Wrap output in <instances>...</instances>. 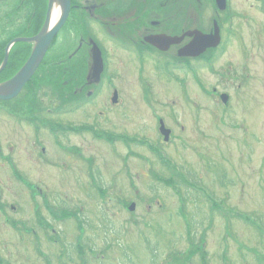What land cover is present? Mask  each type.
Masks as SVG:
<instances>
[{
  "label": "rangeland",
  "instance_id": "374dc122",
  "mask_svg": "<svg viewBox=\"0 0 264 264\" xmlns=\"http://www.w3.org/2000/svg\"><path fill=\"white\" fill-rule=\"evenodd\" d=\"M182 1L180 28L220 30L219 50L192 63L203 67L211 53L212 71L190 74L170 52L139 65L92 25L108 69L104 101L89 114L98 115L106 99L113 106L112 86L124 104L88 121L112 140L57 131L54 143L50 132L21 124L24 97L0 102V264H264V0H227L228 10L216 0ZM160 60L171 68H157ZM38 83L44 126L66 127L48 122L65 114L45 113L57 95ZM220 94L229 95L227 105ZM160 116L173 129L161 145L153 140L163 136ZM124 132L148 136L152 146H133L118 138ZM160 146L204 193L176 182L169 162L150 153ZM11 161L33 185L15 177Z\"/></svg>",
  "mask_w": 264,
  "mask_h": 264
},
{
  "label": "flooded vegetation",
  "instance_id": "af4514ba",
  "mask_svg": "<svg viewBox=\"0 0 264 264\" xmlns=\"http://www.w3.org/2000/svg\"><path fill=\"white\" fill-rule=\"evenodd\" d=\"M29 6V4H24V0H0L1 32L3 33L4 40L9 35L12 36L10 38L12 40L17 37H31L36 33L28 30L31 25L29 22L30 17L32 16L34 21L37 13L36 6L32 10L29 9ZM189 6H192V9L196 8L192 4H189L188 8ZM31 7H33V4H31ZM184 11L185 2L182 0H157L156 3H154V0H71L68 17L60 30V36L55 37L38 70L20 93L24 97L20 105L21 111L28 115L27 118H24V121H22L23 118L22 120L21 118L19 119L21 124L30 126L27 128H31L30 130L37 135L43 133H39L40 130L50 132L54 143H56L54 139L57 131H59V135L62 138L66 137L67 134H83L88 132V130L93 134L94 139L102 138L104 132L101 131L99 124L95 122L89 123L88 119L98 115L107 117V112L110 109L123 106L124 99L120 88L112 86L109 89L112 94L113 91H117L118 93L117 100L112 103L113 106H110L107 103L108 99H106L105 104L101 105V108L97 110L98 115L94 112L89 114L90 106L100 105L104 101L99 100L98 97L104 89V83H102L104 71L108 69L106 63L108 61L107 52H102L103 59H106H104L103 73L100 75L98 73V78L93 73L91 67L93 42L98 44L99 47L101 46L95 38L92 26L94 23L103 28V31L113 38V42H115V45L120 50L122 49L121 51L134 54L136 59L139 60V65L146 59L153 57L152 55H162L170 52L182 60L183 67L190 74H196L200 68H207V66L211 70V62L213 61L211 53L206 57L207 59L205 58L203 67H200L198 64L192 65L198 58L209 53L211 48H207L198 55L187 56L181 54L182 50L194 41V34L189 35L190 33L196 32L202 35H211V29L209 28L194 26V28L189 29L187 26L184 27L185 25L180 28L181 18L183 17L184 19ZM165 14H168V19L167 17H163ZM198 14L199 9L193 18L194 20L198 19ZM173 18H176V21H170L169 23L168 21ZM25 25L28 27H26V31L28 30L26 32L27 35H21L25 33L23 31ZM18 33L21 34L18 35ZM162 36L181 38V40L178 43L168 45L166 48H160L158 44L162 43L159 37ZM52 47L58 50L50 52ZM21 48L18 55L19 60L16 61L15 65L10 66L9 69L11 71L9 75H13L23 65L30 54L31 44L26 43ZM100 48L104 51L102 46ZM49 52L50 55L47 56ZM159 63L161 64L157 68H160V66L168 67L161 60ZM174 68L177 70L176 67ZM39 80L40 82L48 83L57 95V98L54 97L53 100L48 102V105L52 108H46L45 113L48 112V115L65 114L62 116L65 117V120L50 116L48 122H50V119L54 120L58 118L56 120L57 124L59 126L65 124L66 127L63 126V128L52 130L51 126H44L43 123H47L44 119L45 115L38 113L40 110L36 106L34 99L37 94L35 87L36 84H39ZM212 90L215 91V87ZM188 101L191 102L190 100ZM77 112H80L81 117L77 121L72 120L70 116ZM157 120L159 133L161 134L160 124L163 121L165 127L170 130L169 137L171 138L173 133L172 127L166 126L161 116L157 117ZM182 128H184V124L180 126V131H184ZM106 131L108 132V130ZM132 133L134 135L124 132L121 136L133 140L136 138L137 132ZM159 142L161 143V141ZM40 149L42 152L46 150L44 146H41ZM132 154L134 153L131 152L130 155ZM26 182L30 183L27 180Z\"/></svg>",
  "mask_w": 264,
  "mask_h": 264
},
{
  "label": "water",
  "instance_id": "95a60500",
  "mask_svg": "<svg viewBox=\"0 0 264 264\" xmlns=\"http://www.w3.org/2000/svg\"><path fill=\"white\" fill-rule=\"evenodd\" d=\"M216 2L219 9H223L225 7V0H216ZM69 9L70 0H48L45 21L40 31L33 37L15 38L7 44L3 61L0 64V72L5 68L8 62L9 50L14 43L27 41L33 43V46L30 56L24 63V65L11 78L0 83V100H10L19 94V92L22 90V88L25 86L27 81L31 78V76L39 66L53 37L64 24L68 16ZM194 34V41L189 46H187V48L185 47L182 50V55H198L202 51H204L206 47H215L220 40L219 30L217 27L214 29V32L211 33V35H202L196 32ZM189 35H191V33ZM159 38L162 43L158 44L160 48H166L168 45L172 43H178L181 40V38H173L167 36H162ZM92 59L95 76H98V73L102 68V60L100 57V53L96 48H94L93 50ZM113 99H115V96L113 97ZM162 131H164V134L166 136L165 139L167 140V130ZM133 209L134 204H131L130 210Z\"/></svg>",
  "mask_w": 264,
  "mask_h": 264
},
{
  "label": "trees",
  "instance_id": "16d2710c",
  "mask_svg": "<svg viewBox=\"0 0 264 264\" xmlns=\"http://www.w3.org/2000/svg\"><path fill=\"white\" fill-rule=\"evenodd\" d=\"M24 4H29V9L32 10V8H34L36 6L37 9V13H36V18L33 21V17L31 16L29 19V22L31 23V25L29 26V28L25 25L23 31L25 33L21 34V35H27L26 32L28 30H32L33 32H38L43 24L44 21V16H45V12H46V5H47V0H24ZM31 4H33V7H31ZM26 27L28 28V30L26 31ZM18 33V35H20ZM10 38H12L11 35H9V37L4 40L3 38V33L1 32V20H0V64L3 60L4 57V49L5 46L8 42V40H10ZM23 45H26V43H17L14 45V47L11 50V53L9 55V59H8V64L6 66V68L0 73V81L10 77L11 75H9L10 73V66L15 65L16 61L19 60L18 55L20 54L21 51V47ZM214 205L219 206L218 204H216V202H213Z\"/></svg>",
  "mask_w": 264,
  "mask_h": 264
},
{
  "label": "bare ground",
  "instance_id": "6f19581e",
  "mask_svg": "<svg viewBox=\"0 0 264 264\" xmlns=\"http://www.w3.org/2000/svg\"><path fill=\"white\" fill-rule=\"evenodd\" d=\"M57 12H58V11H57ZM4 52H5V49H4ZM42 60H43V59H42ZM42 60H41V62H42ZM26 61H27V59L25 60V62H26ZM25 62H24V63H25ZM41 62H40V63H41ZM39 65H40V64H39ZM38 68H39V66L37 67V69L35 70V72L38 70Z\"/></svg>",
  "mask_w": 264,
  "mask_h": 264
}]
</instances>
